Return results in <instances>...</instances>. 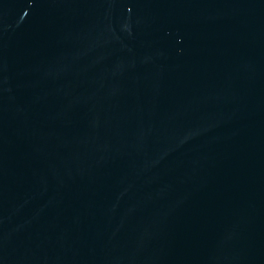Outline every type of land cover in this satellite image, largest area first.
I'll use <instances>...</instances> for the list:
<instances>
[{
  "label": "water",
  "instance_id": "1",
  "mask_svg": "<svg viewBox=\"0 0 264 264\" xmlns=\"http://www.w3.org/2000/svg\"><path fill=\"white\" fill-rule=\"evenodd\" d=\"M0 264H264V0H0Z\"/></svg>",
  "mask_w": 264,
  "mask_h": 264
}]
</instances>
